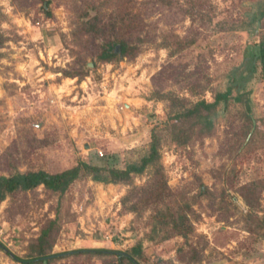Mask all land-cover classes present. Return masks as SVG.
<instances>
[{"label":"rangeland","instance_id":"1","mask_svg":"<svg viewBox=\"0 0 264 264\" xmlns=\"http://www.w3.org/2000/svg\"><path fill=\"white\" fill-rule=\"evenodd\" d=\"M101 1L0 0V174L58 173L79 161L125 168L156 134L175 208L192 204L189 242L203 249L198 264H264L262 66L247 83L251 129L246 107L231 99L211 114V132L178 145L165 95L212 101L233 75L248 74L244 49L264 34V16L256 18L264 0H109L104 24L110 15L139 16L136 29L121 33L134 50L110 61L102 59V43L120 37L117 29L85 36L76 19L85 11L91 18ZM185 38L195 41L177 51L175 42ZM151 176L148 168L134 184L147 185ZM252 183L257 200L250 207L239 189ZM131 188L82 175L63 194L44 185L16 191L0 202V242L25 257L41 227L58 217L50 253L141 243L144 264H191L178 252L188 251L183 237L151 233L157 208L130 212L132 200L123 198ZM0 264L19 263L0 247ZM52 264L103 262L78 255Z\"/></svg>","mask_w":264,"mask_h":264},{"label":"trees","instance_id":"2","mask_svg":"<svg viewBox=\"0 0 264 264\" xmlns=\"http://www.w3.org/2000/svg\"><path fill=\"white\" fill-rule=\"evenodd\" d=\"M109 0H102L98 6L92 8L98 10L91 18L88 12H84L77 16V24L79 30H82L83 35L97 36L101 35L111 28L117 29L118 35L112 39H106L102 43V59L110 61L113 57L118 55H130L134 50L133 45L121 36V33H129L137 28L139 16L124 14L110 15L108 23L104 24L105 16L103 9L106 7ZM112 0H110L111 2ZM117 3V2H116ZM264 5V3H263ZM264 16V11L256 18L260 19ZM82 36V35H81ZM82 40V39H81ZM138 40L144 42L145 39L138 37ZM194 38H185L176 41V50L193 44ZM1 43V42H0ZM88 43L86 48H89ZM168 45V44H167ZM88 46V48H87ZM117 46L120 50L117 51ZM114 51V52H113ZM244 55L248 60L247 69L248 74H240L239 77L233 75L232 84L228 86L225 91L215 92L213 100L208 101L201 98L195 102L187 101L186 98H177L173 94H165L171 102L169 106L173 107L175 112L168 116L167 126L178 125L176 132V144L186 145L192 142V139H200L204 133H209L214 128V120L211 114L215 109L224 103L230 105L231 99L234 103L243 104L246 107V117L249 128L253 127V117L251 114L250 90H247L248 79L257 71L259 65L262 66L264 72V34L254 44L245 47ZM81 56V55H80ZM82 60V59H81ZM96 65L95 62H90ZM89 63H84V68H87ZM84 70V69H83ZM247 73V72H246ZM201 92V91H200ZM235 92V96H233ZM163 95V94H162ZM160 95V96H162ZM163 95L162 97H164ZM165 96V97H166ZM152 142L146 153L141 156L139 161L126 164L125 168L105 167L97 164H90L85 161H79L75 166L65 169L58 173H49L45 170H29L26 172L17 171L11 175L0 174V202L3 201L9 194H14L16 191H28L40 185H44L52 192L64 193L69 185L82 175H89L93 180L104 183H124L132 185V188L124 196L123 201L132 202L128 205L130 212L141 216L143 212L151 207H155L156 212L152 216L151 233L160 235L162 240H167L173 236H181L185 239V243L189 244L188 251L184 247L178 249L182 259L189 261L191 264H198L202 261L201 251L203 249L192 245L189 242V235L193 233L194 227L188 216L192 211V204L184 201L178 204L175 208L173 203V194L171 188L167 185L164 174L163 165L160 162L159 140L156 134H153ZM151 169V178L147 185L136 186L134 184L135 175L143 174L146 169ZM257 183H252L242 186L239 190L247 205L253 207L256 198V191L253 188ZM162 208H158L157 204H163ZM58 217L48 219L41 227L39 235L29 247V252L25 257L18 256L10 252L1 242L0 247L19 264H52L55 260L68 258L71 256L86 255L91 258L97 256L102 258L103 264H144V252L142 244L138 243L129 249H113L105 247H89L77 248L62 252L50 253L53 243L55 241L56 232L58 230ZM56 234V235H55ZM153 238V237H151Z\"/></svg>","mask_w":264,"mask_h":264},{"label":"water","instance_id":"3","mask_svg":"<svg viewBox=\"0 0 264 264\" xmlns=\"http://www.w3.org/2000/svg\"><path fill=\"white\" fill-rule=\"evenodd\" d=\"M117 49H118V50H120V47H119V46H117Z\"/></svg>","mask_w":264,"mask_h":264}]
</instances>
